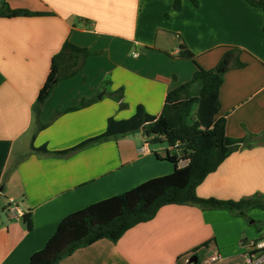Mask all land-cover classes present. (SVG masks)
Segmentation results:
<instances>
[{
	"label": "crops",
	"instance_id": "0c3cea01",
	"mask_svg": "<svg viewBox=\"0 0 264 264\" xmlns=\"http://www.w3.org/2000/svg\"><path fill=\"white\" fill-rule=\"evenodd\" d=\"M173 3L0 0V8L41 13L0 17V264H29L71 213L174 171L168 144L151 143L142 129L63 156L33 148L72 149L104 134L110 118H131L138 106L159 115L167 94L196 71L193 60L180 58L181 44L206 70L227 61L220 90L226 134L257 136L209 175L197 195L264 198V12L244 0L184 1L179 11ZM67 41L89 55L37 113L52 59ZM229 48H238L244 68L231 67ZM119 90L123 109L114 96ZM10 206L19 214H10ZM28 212L32 230L23 219ZM246 215L165 206L117 242L99 240L60 264H248L252 244L264 236V210ZM194 257L198 262L190 263Z\"/></svg>",
	"mask_w": 264,
	"mask_h": 264
},
{
	"label": "trees",
	"instance_id": "16d2710c",
	"mask_svg": "<svg viewBox=\"0 0 264 264\" xmlns=\"http://www.w3.org/2000/svg\"><path fill=\"white\" fill-rule=\"evenodd\" d=\"M184 1L198 5V0H174V10H181ZM244 1L264 12V0ZM35 15L41 13L14 10L8 5L0 8V17ZM237 52L238 48H229L226 58L232 60L231 67L244 68L246 64L240 61ZM88 55L87 49L69 41L64 44L61 52L52 59L50 74L35 105L37 113L57 83L75 76ZM180 58L193 60L196 71L189 82L167 94L159 115H150L143 106H138L131 118L120 121L110 118L104 134L72 149L50 152L46 146L33 148L40 153L63 156L93 143L142 129L151 143L168 144L166 160L173 164L174 171L71 213L63 219L46 246L32 255L29 264H60L77 249L99 240L117 242L130 229L153 220L160 209L169 205H197L203 209L227 210L242 216H247L246 212L250 209L264 210L263 197L232 201L204 199L197 195V188L209 175L215 173L233 153L252 147L257 136L249 133L245 138L235 139L226 134V119L220 116V90L224 74L217 72V69L201 67L185 44L180 46ZM114 96L120 102L121 109L127 107L122 101L123 90ZM182 162L187 164L182 167ZM23 219L28 229L32 230V213L24 214Z\"/></svg>",
	"mask_w": 264,
	"mask_h": 264
},
{
	"label": "built area",
	"instance_id": "2783aa9c",
	"mask_svg": "<svg viewBox=\"0 0 264 264\" xmlns=\"http://www.w3.org/2000/svg\"><path fill=\"white\" fill-rule=\"evenodd\" d=\"M8 211L13 216L19 214V211L12 206L9 207ZM247 261L248 264H264V236L252 244L251 250L247 254Z\"/></svg>",
	"mask_w": 264,
	"mask_h": 264
},
{
	"label": "water",
	"instance_id": "95a60500",
	"mask_svg": "<svg viewBox=\"0 0 264 264\" xmlns=\"http://www.w3.org/2000/svg\"><path fill=\"white\" fill-rule=\"evenodd\" d=\"M226 65H227V61H224L223 63H221L218 68H217V72L219 73H224L225 72V69H226ZM101 97V96H99ZM197 263L198 262V258L197 257H194L190 260V263Z\"/></svg>",
	"mask_w": 264,
	"mask_h": 264
},
{
	"label": "rangeland",
	"instance_id": "374dc122",
	"mask_svg": "<svg viewBox=\"0 0 264 264\" xmlns=\"http://www.w3.org/2000/svg\"><path fill=\"white\" fill-rule=\"evenodd\" d=\"M133 55H134V54L132 53L130 56L133 57Z\"/></svg>",
	"mask_w": 264,
	"mask_h": 264
}]
</instances>
